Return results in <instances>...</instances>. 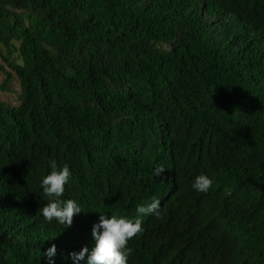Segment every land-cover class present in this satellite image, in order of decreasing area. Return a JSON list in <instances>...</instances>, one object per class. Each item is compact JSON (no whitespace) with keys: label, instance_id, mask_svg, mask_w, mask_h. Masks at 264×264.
I'll return each mask as SVG.
<instances>
[{"label":"trees","instance_id":"obj_1","mask_svg":"<svg viewBox=\"0 0 264 264\" xmlns=\"http://www.w3.org/2000/svg\"><path fill=\"white\" fill-rule=\"evenodd\" d=\"M0 44V264H264V0H0Z\"/></svg>","mask_w":264,"mask_h":264},{"label":"rangeland","instance_id":"obj_2","mask_svg":"<svg viewBox=\"0 0 264 264\" xmlns=\"http://www.w3.org/2000/svg\"><path fill=\"white\" fill-rule=\"evenodd\" d=\"M1 66H4L5 69H2ZM10 72L11 69L4 64V62L0 57V84L4 81V79L7 77L8 73ZM20 94H21L20 82L17 79V77L14 75V77L11 79L9 83L8 90L5 92L3 91L1 92V98L7 103H19Z\"/></svg>","mask_w":264,"mask_h":264}]
</instances>
